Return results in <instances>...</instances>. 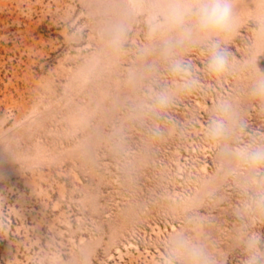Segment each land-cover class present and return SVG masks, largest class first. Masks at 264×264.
Here are the masks:
<instances>
[{
	"label": "rangeland",
	"instance_id": "obj_1",
	"mask_svg": "<svg viewBox=\"0 0 264 264\" xmlns=\"http://www.w3.org/2000/svg\"><path fill=\"white\" fill-rule=\"evenodd\" d=\"M193 3L0 0V264H162L178 231L216 264H245L251 235L264 253V168L224 151L264 143V0H233L217 76L206 37L164 48Z\"/></svg>",
	"mask_w": 264,
	"mask_h": 264
},
{
	"label": "clouds",
	"instance_id": "obj_2",
	"mask_svg": "<svg viewBox=\"0 0 264 264\" xmlns=\"http://www.w3.org/2000/svg\"><path fill=\"white\" fill-rule=\"evenodd\" d=\"M190 17V22H185V16ZM234 3L233 0H194L193 6L185 14L181 12L174 17V23L180 27V33L174 40L164 42L165 50L191 40L194 35L206 37L207 71L213 75L224 74L229 67V53L222 47L219 40L212 37L229 32L233 28ZM175 73L190 70L189 65L177 60L171 66ZM195 86L194 81H189L187 88ZM252 94L264 97V79L257 80L252 86ZM157 103L161 108H166L170 103L167 94H161ZM214 115L210 119L207 134L210 139H221L228 132L227 121L232 113V106L228 101H221L216 106ZM225 154L234 155L238 160L252 169L264 168V143H251L240 147L236 151L225 149ZM264 184V179L258 181ZM251 203L264 209V187L257 189L251 196ZM259 237L251 235L245 241L249 250L245 264H262L264 253L257 250ZM162 264H216L215 257L200 242L192 239L183 232L174 233L167 242L165 259Z\"/></svg>",
	"mask_w": 264,
	"mask_h": 264
}]
</instances>
